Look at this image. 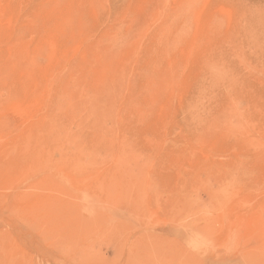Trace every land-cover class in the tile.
<instances>
[{
	"label": "rangeland",
	"instance_id": "obj_1",
	"mask_svg": "<svg viewBox=\"0 0 264 264\" xmlns=\"http://www.w3.org/2000/svg\"><path fill=\"white\" fill-rule=\"evenodd\" d=\"M0 264H264V0H0Z\"/></svg>",
	"mask_w": 264,
	"mask_h": 264
},
{
	"label": "bare ground",
	"instance_id": "obj_2",
	"mask_svg": "<svg viewBox=\"0 0 264 264\" xmlns=\"http://www.w3.org/2000/svg\"><path fill=\"white\" fill-rule=\"evenodd\" d=\"M16 109V108H15ZM14 110V109H13ZM13 110H12V112H13ZM14 112H15V110H14ZM17 113V112H16ZM15 115V114H14ZM18 115V114H17ZM78 186V185H77ZM69 188V187H68Z\"/></svg>",
	"mask_w": 264,
	"mask_h": 264
}]
</instances>
